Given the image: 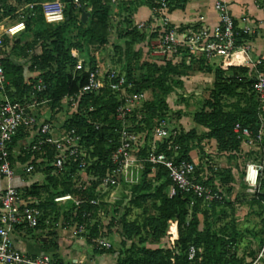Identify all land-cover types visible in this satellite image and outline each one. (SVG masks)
Wrapping results in <instances>:
<instances>
[{"label":"trees","instance_id":"trees-1","mask_svg":"<svg viewBox=\"0 0 264 264\" xmlns=\"http://www.w3.org/2000/svg\"><path fill=\"white\" fill-rule=\"evenodd\" d=\"M8 1L10 0H0V21L16 11V5L9 4ZM11 1H15L17 4L32 3L34 6L31 9L33 13L24 17L26 28L23 31L14 36L6 34L2 36L5 48L2 65L8 81L4 93L13 100H25L33 91L37 79L41 77L46 83V89L39 95L49 99L51 110H59L64 96L78 93L88 77L84 69L75 75L77 58L73 56L72 50L77 49L92 70L101 69L105 62L101 54L109 43V0H80L79 5L73 0H63L65 20L55 25L48 24L42 12L40 3L47 0ZM166 1L169 11L184 8L188 2V0ZM143 3L150 5L153 9L161 6V0H131L127 2L126 10L130 12L131 16L133 7ZM88 6L92 7V13L89 20L84 23L80 14L83 12V7ZM127 23L128 28L123 34L125 42L124 44H115V52L120 56L123 55L127 60L125 73L127 80L133 83L132 90L136 92L151 90L154 95L152 99L146 100L143 107L135 111L132 116V121L136 123L135 128L147 130V135L150 136L155 119L162 114V110L168 107L166 96L173 89L168 81L174 78L177 80L176 83L182 84V77L187 75L188 70L195 67V63H198L204 71L214 73L211 96L205 102L204 108L194 115V121L206 127L207 132L198 134L195 128L188 131L181 129V133L176 138V141L181 144L179 156L191 159L190 151L193 144L198 141L201 144L204 138H214L220 150H225L230 154L241 153V140L234 132L235 123L240 122L249 126L254 132H257L260 127L257 110L260 101L254 90L255 79L250 76V68L247 65L239 66L223 62L214 66L206 58H190L188 61L183 59L179 64L172 60L159 63L149 59L140 63L143 57L141 45L147 44V34L137 28L132 18H128ZM235 24H237L236 20ZM151 35L156 36L157 33L152 32ZM250 37L251 35L243 34L244 39ZM14 57H20L26 61L19 62ZM258 69L264 71V64H261ZM139 70L142 71L141 75L137 73ZM227 97L237 98L232 109H225V105L222 103ZM242 101H244L243 105H241ZM118 104L117 95L107 86H103L98 92L85 93L79 101L77 112L66 121L68 128H76L77 132L82 135L83 143L92 158L88 170L97 178L104 175L112 166L110 155L116 146L118 137L115 127L120 124L115 117ZM23 137L24 135L21 133L14 136L13 144L15 145ZM261 145L264 146V139ZM159 150L171 154L165 144L160 145ZM32 155L31 151H24V154L18 158L22 163H25L32 158ZM48 156L52 159V151L48 153ZM150 169L151 165L149 164L146 174ZM200 170L197 167V173L203 171ZM210 170L214 169L210 168ZM70 172L71 175L66 173L61 177L48 176V183L32 184L25 191L34 195H40L42 191L48 193L45 201L41 204L45 212L43 219L51 211H54L53 221H57L63 214L70 224H74L84 221L82 213L85 210L93 211L94 218H98V221L89 226V240L91 241V238L96 237L100 232L99 224L101 222L96 215L99 206L88 202L79 205L72 204L68 209L60 212V207L52 199V188L57 192L71 191L76 197L91 199L96 196L98 180H92L87 190L80 192L77 190L80 177L76 163H73ZM214 174L222 176L223 183L221 185L224 188L226 186L227 190L231 189V168L221 171L214 170ZM157 179L161 182L154 191L146 177L140 184L131 186L132 194L135 195L132 202L136 207H142L152 201L159 211L156 216L146 217V222L142 227L147 228V233L159 236L170 223L176 222L178 226L176 244L174 247L166 249L148 248L143 245L137 250H135V245H132L131 252H135L137 256L128 255L123 259L119 258L117 264H249V261L244 262L231 253L234 240L229 243L226 240H220L218 245L217 234L210 231L208 227L199 228L198 212L203 205L202 199L193 194L182 192L169 197L167 189L171 179L168 170L163 166L158 167ZM212 179L213 177H208L207 182H212ZM255 194L254 200L263 204L264 190H259ZM158 201L159 204L156 203ZM106 204L101 202L100 206L106 207ZM218 204H222V201H214L210 208H214ZM207 209L206 213L210 210ZM115 218V214H113L107 225L109 231ZM124 218L122 229L125 234L132 236L141 233L140 225L134 221H126ZM145 241L146 239H142L143 244ZM190 245L196 247L194 259L189 258ZM94 251L96 253L112 252L97 247L94 248ZM172 258H174V262Z\"/></svg>","mask_w":264,"mask_h":264},{"label":"built area","instance_id":"built-area-1","mask_svg":"<svg viewBox=\"0 0 264 264\" xmlns=\"http://www.w3.org/2000/svg\"><path fill=\"white\" fill-rule=\"evenodd\" d=\"M73 1L77 5L80 4V0ZM40 5L48 24L55 25L65 20L63 0H47ZM29 6L33 7L34 4L29 3ZM215 9L219 20L214 25L174 27L167 21L166 14L169 11L167 1L161 0V6L154 10L163 23L148 25L147 21H140L136 25L147 34L146 45L152 60L159 63L172 60L179 64L183 59L188 61L190 58H206L211 62L213 57L219 56L220 63L247 65L250 68V76L255 79L254 90L258 98L264 100V71L258 69L264 61L257 58L249 63L247 55L253 46L252 42L243 38V34L252 35L255 26L250 23L244 27L235 24L233 13L225 0H216ZM25 28L26 22L21 15L17 20L2 25L0 30V174L6 180L5 187L0 190V264H64L48 252L29 255L16 244L18 233L35 230L46 220L47 217L43 219L45 212L41 204L48 194L45 191L40 195L26 193L27 187L39 184V181L26 186L17 185L15 178L18 167H21L22 173L26 175L41 174L44 181L39 185H42L48 183V176L61 177L66 173L71 175L70 168L76 163L80 177L77 190L85 192L92 180H98L96 196L91 199L76 197L71 191L57 192L52 188L53 202L64 210L72 204L87 202L99 206L96 215L100 222L101 217L107 213L110 212L112 215L114 213L113 210L108 212L106 207L100 206L101 202H109L108 198L113 197L116 187L140 184L149 175L146 174L149 164L151 169L163 166L168 170L171 179L167 189L169 197L179 192L190 193L202 199L208 208L214 201H223L224 187L221 183L207 182L210 168L215 167V156L207 158L204 173H197L198 163L193 158L179 156L181 144L176 138L181 129L159 123L154 125L148 136L147 130L135 128L136 123L132 121V116L148 99L145 91L132 90L133 83L127 80L125 72L114 68L92 70L78 50L73 49L72 54L77 58L75 75L84 69L88 77L78 93L64 96L59 110H51L49 99L39 95L46 89V83L41 77L37 79L33 91L25 100L9 98L4 93L8 81L2 65L5 50L2 36L4 34L14 36ZM152 32H156L157 35L152 36ZM103 86H107L118 97L119 104L115 117L120 124L115 127L118 137L110 155L112 166L104 175L97 178L88 170L92 158L83 143L82 135L76 128H68L66 121L77 112L79 101L85 93L98 92ZM46 108L48 112H45ZM61 112L66 116H58ZM234 132L241 140V152L261 148L264 136L261 126L254 132L249 126L236 122ZM19 133L24 137L14 145L13 138ZM162 144L166 145L171 154L159 150ZM24 151H31L33 155L31 159L22 163L18 157L24 154ZM51 151L52 159L48 156ZM263 168L260 159L251 160L246 164L244 179L252 193L258 191ZM94 214L93 211L85 210L82 213L83 222L70 224L72 235L83 234L90 238L89 226L98 221ZM99 228V234L91 238L92 244L98 248L111 247V240L104 235L107 226L101 222ZM173 239H178L177 224ZM188 253L189 258L194 259L196 247L190 245ZM172 261L174 262V258ZM249 264H264V245L258 254L249 260Z\"/></svg>","mask_w":264,"mask_h":264},{"label":"rangeland","instance_id":"rangeland-1","mask_svg":"<svg viewBox=\"0 0 264 264\" xmlns=\"http://www.w3.org/2000/svg\"><path fill=\"white\" fill-rule=\"evenodd\" d=\"M109 2H113V0H109ZM8 3L16 5V11L5 16V20H1L4 21L5 24L17 20L21 15L27 17L33 13L29 3L17 4L15 1L11 0L8 1ZM126 5L127 2H122L112 7L109 5V43L101 54L105 60L101 69L114 68L122 72H125L127 69V60L123 55H121V58L119 54H116L114 48L115 44H124L125 42L123 34L128 28L127 19L131 18L130 12L126 10ZM86 11L92 13V7H86ZM80 16H82V13ZM90 16L91 14L88 16L87 21ZM149 24L150 23H148V25ZM141 51L143 57L140 63L146 59L152 60V56L148 52L146 45H141ZM14 59L19 62L26 61V59L20 57H14ZM211 63L214 66L218 65L220 63V57H213ZM204 72L206 71H204L198 63H195V67L188 70L187 75L182 77V84L176 83L177 80L174 78L168 81L173 87L172 92L166 96L168 107L162 110V114L155 119V125L164 123L170 127H177L186 131L194 127V115L204 108L205 102L211 96V89L213 87L211 83L212 80H210L209 75ZM137 73L141 75L142 71L139 70ZM149 96L151 98L154 97L153 93L150 92ZM236 101V97H227L222 103L225 105V109H232ZM259 101L260 104L257 110L260 118V126L263 128L264 132V100L259 98ZM243 104L244 101L241 102V105ZM45 112H48V108L45 109ZM58 116L61 117L66 115L61 112L58 113ZM196 129L200 134L207 132V128L204 126L197 125ZM192 149L197 150L199 154L203 155L198 162V167L205 171V161L207 158L211 157L206 156L207 152L199 141L193 144ZM223 156H226L227 160L223 158ZM218 158H222V160H217V163L228 161V163L232 165L231 171L234 170V173L232 172V182L234 184L231 186L230 190H227L228 188L225 186L224 192L222 193V204H218L214 208H208L207 205L203 203L198 212L200 218L199 228L204 229L208 227L210 231L217 234L218 245L220 240H226L228 243L234 240L235 243L231 248V253H234L244 262H248L258 254L262 247L264 202L262 204L254 200L256 194L249 191L248 185L244 179L245 168L246 164L251 160L257 161L260 159L264 165V146L250 152L243 151L235 154L220 153ZM223 169L225 168H218V171ZM148 173L147 179H149L152 184V191H154L161 182L157 179L158 168L150 169ZM213 180L214 178L212 182H214ZM221 183H223V178ZM259 190H264V168L259 181L258 191ZM134 196L129 186H119L114 189L113 197L108 198L110 201L106 202L107 211L115 210L113 214H115L116 218L112 221L111 230L109 231L107 227V231L104 234L111 240L112 246L104 249L111 250L112 252L96 253L91 247H87L88 254L94 255V260H92V262L95 264H103V262L112 263L115 256H117V260L113 264H117L119 258L123 259L128 255L137 256L135 252H131L130 248L132 245H135V250L143 245L148 248L165 249L175 246L176 240L173 239V235L177 223H170L167 229L159 236L147 233V228L142 227L146 222V217L156 216L159 214V211L152 201L146 203L142 207H136L132 202ZM156 203L159 204V201ZM206 209L208 210L207 213ZM60 210L64 209L60 208ZM111 217L112 213L110 212L107 213L106 216L101 217L102 224L107 226L111 221ZM123 217H125L124 219H126V221H134L136 224L140 225L142 227L141 233L132 236L125 234L122 229ZM142 239H146L144 244L142 243Z\"/></svg>","mask_w":264,"mask_h":264},{"label":"crops","instance_id":"crops-1","mask_svg":"<svg viewBox=\"0 0 264 264\" xmlns=\"http://www.w3.org/2000/svg\"><path fill=\"white\" fill-rule=\"evenodd\" d=\"M129 1L131 0H113V2H109V5L112 7L118 5L119 3ZM215 1L216 0H188L184 8H176L172 11H168L166 14L167 21L174 27H189L193 25L199 26L203 24L214 25L219 20L218 13L215 9ZM225 1L229 4L237 25L244 27L247 23H250L255 26L254 33L248 39L252 42L253 46L252 50L247 55L249 63L257 58H261L264 61V0ZM131 18L135 25L140 21H147L148 23H152L154 25H160L163 23V20L158 18L155 10L146 3L136 6L133 9ZM3 24H5V22L0 21V30ZM204 73L209 75L210 80H212L211 83L213 84L214 73ZM149 92L152 93L151 90L145 91L146 97L147 99H152L149 96ZM197 125L203 126L194 122L193 128L196 129ZM197 133L200 134L198 131ZM201 144L207 152V157H210L211 155L215 156L214 170H218V168L232 167L228 161L217 163V160H222V158H218L220 153L228 154L229 152L220 150L218 143L214 138H204ZM201 155L202 154H199V152L195 149L190 151L191 158H193L197 163L200 158L203 157V155ZM223 158L226 159V156H223ZM214 170H210L208 172L209 177H213L214 182L221 183L222 176L214 174ZM17 171V176L15 178V183L17 185L26 186L34 182L38 183V181L39 184H41L44 181V177L39 173L26 175L22 173L21 167H18ZM204 172L205 171L202 173ZM232 172L234 173V170H232ZM230 184L233 185L234 183L230 182ZM5 185L6 180L3 175L0 174V190L3 189ZM63 211L64 210H60V212ZM54 215L55 212L51 211V213L46 215L47 218L45 217L46 220L41 223L40 227L35 230H25L18 233L16 235L17 246L29 255H37L43 252H48L64 264H95L92 262V260H94V255L88 254L87 251V247H91L93 250L95 248L89 238L83 234L73 236L70 230V223L64 218L63 214H61L57 221H53ZM116 260L117 256H115L112 263L103 262V264H113Z\"/></svg>","mask_w":264,"mask_h":264},{"label":"water","instance_id":"water-1","mask_svg":"<svg viewBox=\"0 0 264 264\" xmlns=\"http://www.w3.org/2000/svg\"><path fill=\"white\" fill-rule=\"evenodd\" d=\"M91 13L89 11H86V8L83 7V12H82V16H81V20L85 23L88 19V16L90 15Z\"/></svg>","mask_w":264,"mask_h":264}]
</instances>
